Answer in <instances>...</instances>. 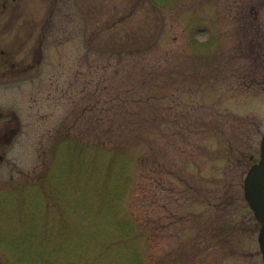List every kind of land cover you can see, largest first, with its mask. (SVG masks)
I'll use <instances>...</instances> for the list:
<instances>
[{
    "label": "rangeland",
    "instance_id": "rangeland-1",
    "mask_svg": "<svg viewBox=\"0 0 264 264\" xmlns=\"http://www.w3.org/2000/svg\"><path fill=\"white\" fill-rule=\"evenodd\" d=\"M9 4L0 2V206L10 213L0 224L17 248L0 245V264L24 250L16 231L28 240L43 229L52 193L70 252L99 264H134L136 253L144 264H264L244 192L264 133V54L253 53L264 46V0ZM132 38L123 54L111 50ZM111 131L136 163L117 216L95 178L79 182L80 163L63 164L70 142ZM126 218L128 239L116 227Z\"/></svg>",
    "mask_w": 264,
    "mask_h": 264
},
{
    "label": "trees",
    "instance_id": "trees-1",
    "mask_svg": "<svg viewBox=\"0 0 264 264\" xmlns=\"http://www.w3.org/2000/svg\"><path fill=\"white\" fill-rule=\"evenodd\" d=\"M246 28H250L251 31L253 29L252 26L241 27V29L244 30ZM254 29L253 31H256L255 34L258 35L259 30L255 27ZM257 39L258 37H255L254 40L251 38L252 44H254V41H256ZM136 42L137 41L133 40L132 38L131 40H128L127 43L123 42L119 46H111V50L114 53L119 52L120 54H123L126 47L129 48ZM147 43H150V41H147ZM200 43H203V45L207 48L210 45V43H208L207 45V42ZM188 44L189 46L191 45L190 47L192 49L193 46H198L197 43ZM253 53L256 55V57H261L264 54V46L261 44L260 39H258L256 44H254ZM116 136L117 133L115 131H111L109 136L107 134V140L99 138L93 143L85 142L83 140H80L79 142H70L69 145L66 146V155L68 156V161L63 164L67 165L70 168L78 169V163H80V176L84 177V179H80L79 182H85V176H91V178H95L96 189L102 195L100 200L103 199L102 201H104V199L106 198V204L104 205L110 207L117 216L118 211L123 206L127 192H129L133 185L135 179L134 165H136V163L134 161L130 165L126 162V146H124L121 142H118ZM77 158L78 162L75 161ZM150 159L152 158L150 157ZM57 195H55V193H52L49 197L48 203L53 205L47 208V216L46 211H44L47 221L43 226V229L35 233L33 235V238L31 237L27 240V238H23L26 236H23V231L15 232V235L19 239V242L24 245V250L20 252L21 254L18 261L10 260L11 263L9 262V264H99L98 259L86 258L85 256H88V254H84V250H78V252L73 251L74 253L70 252L71 248L73 250L77 249L73 248V242L71 239V234L69 232L68 223L65 222V225L59 227H55L52 224L51 220L52 218H54V216H56V210L57 208H59L58 203L55 202L58 201L56 198ZM59 200H61L60 195ZM20 201L23 205V201ZM9 213V210H3L2 206H0V217L9 216ZM32 219H35L37 221L40 219V217L37 214H33ZM116 224V227L120 228L119 232L121 234V237L125 236L127 237V239L130 238L131 235L129 234L126 236V233L124 231L125 228H132V220L130 218H126ZM121 224H123L124 228H122ZM37 230L38 229H36V231ZM0 231V245L4 246L6 249H11V251H14L17 247H14L11 236L7 237V230H5L4 226H2L1 224ZM115 241L116 240L110 243L109 247L114 246L113 244H115ZM78 243L82 249H85L80 242ZM120 247H123V245H121ZM132 259L134 260V264H144L142 258L138 253L134 254Z\"/></svg>",
    "mask_w": 264,
    "mask_h": 264
},
{
    "label": "water",
    "instance_id": "water-1",
    "mask_svg": "<svg viewBox=\"0 0 264 264\" xmlns=\"http://www.w3.org/2000/svg\"><path fill=\"white\" fill-rule=\"evenodd\" d=\"M245 197L262 226L259 243L264 260V135L261 140V157L252 165L244 181Z\"/></svg>",
    "mask_w": 264,
    "mask_h": 264
},
{
    "label": "flooded vegetation",
    "instance_id": "flooded-vegetation-1",
    "mask_svg": "<svg viewBox=\"0 0 264 264\" xmlns=\"http://www.w3.org/2000/svg\"><path fill=\"white\" fill-rule=\"evenodd\" d=\"M9 1L10 0H0V2L2 3V6H4V7H7V6H9L10 8L12 7V9H13V4H9ZM14 1V3H15V8H18L19 7V5L17 4V0H13ZM12 16H15V14L14 15H12ZM26 68V67H25Z\"/></svg>",
    "mask_w": 264,
    "mask_h": 264
}]
</instances>
